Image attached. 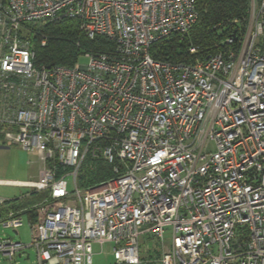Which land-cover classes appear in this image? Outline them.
<instances>
[{"label":"built area","instance_id":"built-area-1","mask_svg":"<svg viewBox=\"0 0 264 264\" xmlns=\"http://www.w3.org/2000/svg\"><path fill=\"white\" fill-rule=\"evenodd\" d=\"M198 18L197 0H0V136L39 154L21 183L47 192L20 209L0 198V224L32 228L0 237L6 260L96 264L109 243L104 264H264V0L214 52L155 57ZM64 19L108 47L37 64L39 27Z\"/></svg>","mask_w":264,"mask_h":264},{"label":"trees","instance_id":"trees-1","mask_svg":"<svg viewBox=\"0 0 264 264\" xmlns=\"http://www.w3.org/2000/svg\"><path fill=\"white\" fill-rule=\"evenodd\" d=\"M199 18L190 35L183 39L174 37L169 42H159L153 46L155 57L167 60H188V47L195 44L200 52H214L216 44L241 32L249 16L250 0H197ZM237 20V21H235ZM47 36V43L41 38ZM37 64L72 65L86 48L104 49L108 41L104 37L88 38L78 27L77 21L64 19L44 23L39 34L34 37ZM155 51H158L155 53ZM92 178V177H91ZM97 178L93 176V179ZM47 192H42L43 198ZM20 209V208H19ZM33 217L34 213H30Z\"/></svg>","mask_w":264,"mask_h":264},{"label":"rangeland","instance_id":"rangeland-1","mask_svg":"<svg viewBox=\"0 0 264 264\" xmlns=\"http://www.w3.org/2000/svg\"><path fill=\"white\" fill-rule=\"evenodd\" d=\"M87 58L82 57L80 63H86ZM42 160L37 152L29 151L22 148L20 145L5 141L0 136V180L6 181H28L32 179H38L40 169L42 167ZM93 173H89L88 177H82L79 181L81 188L90 186L93 181ZM92 177V178H91ZM71 187V185H70ZM24 187L12 186V185H0V198L12 199L18 195H22L25 192ZM12 236L15 239L22 240L24 242H30L32 240V228L29 218L25 217L24 224L19 228V233L12 228L4 227L0 224V237L1 236ZM166 245L170 246L172 241L171 228H167L166 234ZM155 240L151 236H146L141 239V248H145L147 245L153 247ZM96 253L94 260L96 264H104L112 261L113 254L112 248L109 243L103 246L101 251L100 246H95ZM32 257L31 260H25V256L19 258L18 262H11L6 260L0 254V264H34L36 259V251L31 248Z\"/></svg>","mask_w":264,"mask_h":264},{"label":"crops","instance_id":"crops-1","mask_svg":"<svg viewBox=\"0 0 264 264\" xmlns=\"http://www.w3.org/2000/svg\"><path fill=\"white\" fill-rule=\"evenodd\" d=\"M34 180H37V179H32V180H28V181H34ZM0 181H2L0 183V185L19 186V187H24L26 189L25 192H23L22 195H18L15 198L8 199V203L7 204L9 206H14V207H17V208L31 207L35 203H37L38 201H40L42 199L41 198V195H42L41 191H37L34 187L25 185L24 183H21L23 181H18V182L12 181V183H8V182H6V180H0ZM13 182H15V183H13ZM5 209L6 208H5L4 205H0V213L1 212L4 213Z\"/></svg>","mask_w":264,"mask_h":264}]
</instances>
